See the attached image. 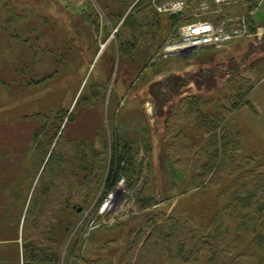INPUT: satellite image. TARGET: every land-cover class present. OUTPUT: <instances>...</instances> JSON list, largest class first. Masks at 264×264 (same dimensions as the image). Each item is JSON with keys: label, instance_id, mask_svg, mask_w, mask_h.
<instances>
[{"label": "rangeland", "instance_id": "374dc122", "mask_svg": "<svg viewBox=\"0 0 264 264\" xmlns=\"http://www.w3.org/2000/svg\"><path fill=\"white\" fill-rule=\"evenodd\" d=\"M138 1L120 15L118 0H0V264H24L30 196L24 202L11 193L17 183L29 194L36 185L33 133L48 120L67 117L59 135L90 138L102 157L93 194L75 189L69 206L60 195L52 220L63 237L58 264H128L138 231L145 241L146 221L159 210L188 214L198 226L210 220L219 193L237 178L188 187L222 114L230 137L241 133L243 152L264 163V0H152L139 16H157L162 27L144 32L125 54L124 43L134 40L125 19ZM178 2L183 9L173 12ZM243 16L251 22L246 38L165 57L186 25H237ZM115 144L129 148L135 168L107 191ZM149 195L156 202L142 210L139 200ZM68 216L71 230L62 233Z\"/></svg>", "mask_w": 264, "mask_h": 264}, {"label": "trees", "instance_id": "16d2710c", "mask_svg": "<svg viewBox=\"0 0 264 264\" xmlns=\"http://www.w3.org/2000/svg\"><path fill=\"white\" fill-rule=\"evenodd\" d=\"M134 1L118 0L122 5V12L118 13L123 15L126 7ZM151 1L139 0L126 17L125 27L134 40L124 43L123 53L129 54L134 50L144 32L155 33L162 27L155 18L157 16L141 18ZM171 18L173 24L178 20L177 16ZM250 91L251 88L243 91L240 98L247 97ZM99 95L100 92H95L93 96ZM66 118L54 119L51 123L48 120L45 126L41 124L34 131L31 151L33 158L40 160L36 173L40 177L29 190L31 195L27 187L22 188L19 183L14 185L11 193L13 198L23 197L21 201L24 202L30 196L23 223L24 264L59 263L63 237L57 235L59 230L54 232L52 220L61 204L60 195L66 197L64 203L69 206L75 189L87 191L92 187V193L93 186L101 178L102 157L93 141L90 138L66 139L64 132L59 135ZM229 129L230 120L226 115L214 120V126L210 128L212 135L204 149L205 163L195 164L200 167V173L193 169L188 187V191L210 186L218 188L225 179L237 178L236 184L231 185L234 188H226V185L219 193L217 212L199 226L192 216L185 213L166 216L160 210L155 212L146 221V228L152 231L145 241L146 235L142 230L138 231L130 248L132 257L128 264H264V163L247 156L240 142L241 133L231 138ZM133 167V153L128 147L120 148L115 144L104 180L107 191H112L120 178ZM155 202V197L149 195L141 198L139 205L143 210ZM66 218L68 223L61 229L62 233H68L72 227L73 217ZM179 238L181 241L177 242Z\"/></svg>", "mask_w": 264, "mask_h": 264}, {"label": "built area", "instance_id": "2783aa9c", "mask_svg": "<svg viewBox=\"0 0 264 264\" xmlns=\"http://www.w3.org/2000/svg\"><path fill=\"white\" fill-rule=\"evenodd\" d=\"M184 3L178 2L177 7L171 9L179 12ZM250 18L243 16L238 24H215L210 21H196L183 27L180 37L168 44L165 49V57L174 53L193 52L209 47H218L232 40L246 38L250 34Z\"/></svg>", "mask_w": 264, "mask_h": 264}]
</instances>
